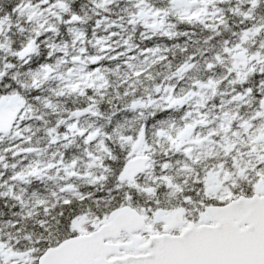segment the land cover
<instances>
[{
    "label": "snow or ice",
    "instance_id": "6c2138e0",
    "mask_svg": "<svg viewBox=\"0 0 264 264\" xmlns=\"http://www.w3.org/2000/svg\"><path fill=\"white\" fill-rule=\"evenodd\" d=\"M0 264H264V0H0Z\"/></svg>",
    "mask_w": 264,
    "mask_h": 264
}]
</instances>
